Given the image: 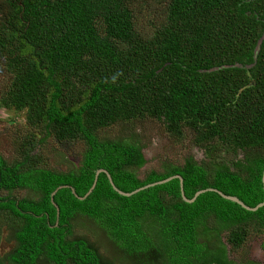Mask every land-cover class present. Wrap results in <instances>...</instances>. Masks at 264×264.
I'll use <instances>...</instances> for the list:
<instances>
[{
    "label": "trees",
    "instance_id": "obj_1",
    "mask_svg": "<svg viewBox=\"0 0 264 264\" xmlns=\"http://www.w3.org/2000/svg\"><path fill=\"white\" fill-rule=\"evenodd\" d=\"M138 1L0 0L4 95L26 110L34 130L19 158L0 152V215L15 220L10 264H116L72 237L78 215L97 223L133 264H234L223 244L201 240L207 230H227L237 251L264 233V206L249 211L212 191L188 203L179 179L128 197L103 172L86 199L73 193L85 196L103 168L125 192L179 174L189 199L216 188L251 207L264 201V0H157L163 16L152 34L137 26ZM149 118L176 141L193 132L205 159L189 155L141 178L135 170L148 163L146 146L100 132ZM51 139L81 144L80 166L49 168ZM65 185L54 196L58 217L52 193ZM17 189L40 197L1 195Z\"/></svg>",
    "mask_w": 264,
    "mask_h": 264
},
{
    "label": "rangeland",
    "instance_id": "obj_2",
    "mask_svg": "<svg viewBox=\"0 0 264 264\" xmlns=\"http://www.w3.org/2000/svg\"><path fill=\"white\" fill-rule=\"evenodd\" d=\"M137 14V26L145 33L152 34L156 29L154 25H160L163 16V7L158 6L157 0H140L135 4ZM5 71L0 70V152L10 162L20 157V147L22 149L23 139L31 136L34 130L28 127L26 121V110H16L4 95L8 86V79L4 76ZM102 138L118 140L124 136L138 138L145 146V156L148 159L147 165L135 170L143 178L151 170L163 171L166 169L165 163L172 162L174 165H181L189 155H193L199 161L205 159L204 150L194 144V133L186 130V137L181 141H176L166 130L162 121L157 119H144L135 122L116 125L106 128L100 132ZM39 137H44L43 133H38ZM81 144L60 145L54 139L45 142L44 157L49 168L60 171H68L80 166L83 153ZM134 170V169H133ZM2 196L11 195L16 198L38 199L40 194L30 189H17L13 191H2ZM14 217L10 214L0 215V263L10 264L7 256L16 246L13 236ZM147 228V224L144 226ZM147 230H149L147 228ZM227 230L219 235L216 232L207 230L201 240L209 245L223 244L226 248L230 261L234 264H247L251 258H263L264 252L261 243L264 233L254 234L246 240V244L238 251L231 249L226 241ZM150 236L158 239V232L151 230ZM217 236V237H216ZM73 238H84L90 241L98 250L104 261L116 264H133L132 261L123 254L118 247L107 237L100 226L90 217L78 215L73 218Z\"/></svg>",
    "mask_w": 264,
    "mask_h": 264
},
{
    "label": "water",
    "instance_id": "obj_3",
    "mask_svg": "<svg viewBox=\"0 0 264 264\" xmlns=\"http://www.w3.org/2000/svg\"><path fill=\"white\" fill-rule=\"evenodd\" d=\"M103 172L107 174V176H108V178H109V180H110V183H111L112 187L114 188V190H115L116 192H118L119 194L123 195V196H128V197H130V196H133V195H135L136 193H138V192H140V191H142V190H145V189H148V188H151V187H155V186H158V185L165 184V183H167V182H169V181H171V180H173V179H179V180H180V186H181L182 197H183V199H184L186 202H188V203H194V202L198 199V197L201 196L203 193H206V192H208V191H212V192H216V193H218L219 195H221L222 197H224V198L227 199V200H230V201H233V202H235V203H238V204L241 205L243 208H245V209H247V210H249V211H257V210H259L261 207L264 206V201L261 202V203H259V204H258L257 206H255V207L248 206V205L245 204V203H244L239 197H237V196L227 195V194H225L224 192H222V191H220V190H218V189H216V188H207V189L199 190V191L196 192V194L194 195L193 198L189 199V198L186 196V194H185L184 179H183V177H182L181 175H179V174H177V175H172V176H170V177H168V178H166V179H164V180H160V181H156V182L150 183V184L145 185V186H143V187H141V188H138V189H136V190H134V191H132V192H125V191L121 190L120 188H118V186L115 184V182H114V180H113V177H112L111 173H110L108 170L103 169V168L99 169V170L96 172L95 181H94L92 187L90 188V190L87 192V194H86L85 196H83V197L79 196L74 188H72L73 193H74L78 198H80V199H82V200H83V199H86V198L92 193V191L95 189V187H96V185H97V182H98L99 175H100L101 173H103ZM262 181H263V187H264V172H263V178H262ZM67 186H68V185L60 186L59 188H57V189L52 193V200L54 201V196H55V194L58 192V190H59L60 188H62V187H67ZM54 204H56V206L58 207V205H57V203H56L55 201H54ZM57 209H58L57 215H58V217H59V215H60V209H59V207H58Z\"/></svg>",
    "mask_w": 264,
    "mask_h": 264
}]
</instances>
